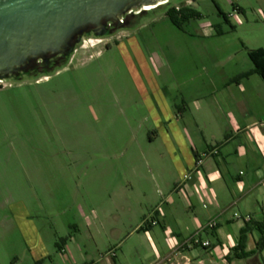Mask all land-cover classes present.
I'll use <instances>...</instances> for the list:
<instances>
[{
    "label": "rangeland",
    "instance_id": "1",
    "mask_svg": "<svg viewBox=\"0 0 264 264\" xmlns=\"http://www.w3.org/2000/svg\"><path fill=\"white\" fill-rule=\"evenodd\" d=\"M215 1L234 29L212 0H168L196 7L203 18L180 30L164 9L145 13L111 36L85 38L48 79L0 83V264H65L55 244L68 235L82 250L94 236L96 257L114 244L109 227L87 229L80 206L100 214L128 163L138 161L154 126L145 106L159 96L155 83L172 105L183 98L192 113V99L204 96L209 82L251 68L247 51L264 48V0ZM69 240L67 253L75 247ZM128 243L123 254L121 246L114 252L122 264H138Z\"/></svg>",
    "mask_w": 264,
    "mask_h": 264
},
{
    "label": "crops",
    "instance_id": "2",
    "mask_svg": "<svg viewBox=\"0 0 264 264\" xmlns=\"http://www.w3.org/2000/svg\"><path fill=\"white\" fill-rule=\"evenodd\" d=\"M254 76L259 75L209 82L207 93L192 99V113L183 98L182 106L172 105L156 82L159 96L150 101L148 117L154 126L138 149V161L128 163L126 178L107 193L100 214L93 206L86 215L80 206L87 229L109 227L114 244L96 257L94 236L86 250L70 236L71 252L66 241L58 250L65 264H122L114 250L121 246L123 254L128 241L138 264H264V232L255 227L242 243L246 256L233 257L240 230L264 224V81ZM210 219L216 226L200 233L210 245L185 247Z\"/></svg>",
    "mask_w": 264,
    "mask_h": 264
},
{
    "label": "water",
    "instance_id": "3",
    "mask_svg": "<svg viewBox=\"0 0 264 264\" xmlns=\"http://www.w3.org/2000/svg\"><path fill=\"white\" fill-rule=\"evenodd\" d=\"M168 3V0H0V82L49 76L69 62L76 46L85 38L111 36L127 27L126 15L138 19L145 13L165 10ZM45 64L50 68L46 69Z\"/></svg>",
    "mask_w": 264,
    "mask_h": 264
},
{
    "label": "trees",
    "instance_id": "4",
    "mask_svg": "<svg viewBox=\"0 0 264 264\" xmlns=\"http://www.w3.org/2000/svg\"><path fill=\"white\" fill-rule=\"evenodd\" d=\"M175 1V0H174ZM179 1V0H176ZM213 4L217 10V15L222 19V21L226 24H228L229 28L234 29L235 26L230 22L228 19V14H226L215 0H212ZM232 7L236 8V4L232 3ZM239 9V12L243 13V8L241 6H237ZM150 8V6L148 7ZM234 8V9H235ZM165 16L168 18L170 23L174 25L176 28L183 30V25L188 23L191 19H201L203 18V14L194 6L191 5H176L168 3L165 6L164 10ZM214 33L217 35L223 34V30L221 29L220 24H214ZM247 56L251 62V68L248 70H245L238 74L236 78H244L249 76L252 73H257L264 81V48L263 47H256L254 49H250L247 51ZM257 228L259 231L264 232V224L260 222H253L250 224H246L239 233V244L233 248V257H245L246 253L243 252V240L246 234L251 230V228ZM74 228L73 230H75ZM71 235H68L66 238H62L58 243H56L57 250L60 249V246L62 243H64L67 238H69ZM262 247V245H259V249ZM231 259L230 257L228 258Z\"/></svg>",
    "mask_w": 264,
    "mask_h": 264
},
{
    "label": "built area",
    "instance_id": "5",
    "mask_svg": "<svg viewBox=\"0 0 264 264\" xmlns=\"http://www.w3.org/2000/svg\"><path fill=\"white\" fill-rule=\"evenodd\" d=\"M1 83V82H0ZM200 160H198V164H199ZM184 178H189V176L187 174L184 175ZM234 215L236 217H240L237 213H234ZM243 220L245 221H249V216H244ZM151 224H155L156 221L155 220H150ZM216 226V220L214 219H210L206 222V224L201 227L199 230H197L194 234H192L188 239H186L183 242V245L185 247H192L195 245L201 246V247H208L210 245L209 241L207 239L203 240L200 237V233L204 230H211Z\"/></svg>",
    "mask_w": 264,
    "mask_h": 264
},
{
    "label": "flooded vegetation",
    "instance_id": "6",
    "mask_svg": "<svg viewBox=\"0 0 264 264\" xmlns=\"http://www.w3.org/2000/svg\"><path fill=\"white\" fill-rule=\"evenodd\" d=\"M233 3V2H232ZM232 3H231V5H232ZM132 19H133V21L134 20H137V16H135V15H126V17H125V24H126V26H128V25H130V23H132ZM228 19H230L229 18V16H228ZM52 61V60H51ZM44 67L46 68V69H49L50 67H49V64H45L44 65ZM50 76L51 75H49V76H47V78H45V79H48V78H50ZM36 80H38V79H36ZM151 100V99H150ZM146 107V114H145V118H147V117H149L150 115H151V113H152V108L154 107V103L152 102H148V105H146L145 106Z\"/></svg>",
    "mask_w": 264,
    "mask_h": 264
},
{
    "label": "bare ground",
    "instance_id": "7",
    "mask_svg": "<svg viewBox=\"0 0 264 264\" xmlns=\"http://www.w3.org/2000/svg\"><path fill=\"white\" fill-rule=\"evenodd\" d=\"M145 8H148V7H145Z\"/></svg>",
    "mask_w": 264,
    "mask_h": 264
}]
</instances>
